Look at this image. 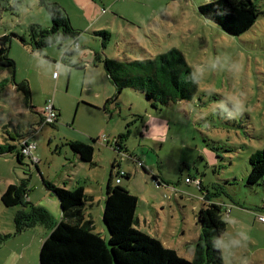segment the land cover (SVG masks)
Masks as SVG:
<instances>
[{
    "label": "rangeland",
    "instance_id": "rangeland-1",
    "mask_svg": "<svg viewBox=\"0 0 264 264\" xmlns=\"http://www.w3.org/2000/svg\"><path fill=\"white\" fill-rule=\"evenodd\" d=\"M50 1L64 8L79 32V46H72L68 55L71 64L61 56L72 38L41 49L31 47L30 25H51L40 0H15L16 7L0 0V36H10L7 55L14 62L0 65V144L16 145L13 151L0 153V195L9 184L26 178L31 202L50 198L60 211L58 199L42 185L41 176L66 183V188L81 184L92 196L85 211L94 230L103 232L105 187L115 161L113 176L116 170L129 174L116 184L138 200L135 228L191 259L193 248L188 243L207 194L229 206L223 219L235 218L233 224L226 223L222 235L240 228L248 233L247 247L236 250L232 264L242 260L264 264V222L258 217L264 214V182L245 184L249 155L264 147V0H254L258 16L239 35L227 34L199 12L198 6L210 0ZM97 31H106L107 38ZM170 50L182 53L194 74L196 91L191 99L156 109L143 93L129 87L114 98L116 88L103 63L96 61L97 55L124 62ZM234 60L243 64L242 72L234 73ZM79 63L82 67L75 66ZM22 83L28 86V96ZM234 92L245 94L243 113L229 99ZM106 95L112 98L103 104ZM50 104L59 112L54 126L40 123L49 115ZM31 124L36 128L28 138L33 147L18 161L19 146L10 137L14 131L26 133ZM118 135L122 151L113 148ZM67 140L92 142L93 164L81 161ZM17 209L0 202V233L13 231ZM16 238H6L0 252L13 248ZM40 245L31 264H38ZM222 256L227 264L228 257Z\"/></svg>",
    "mask_w": 264,
    "mask_h": 264
},
{
    "label": "trees",
    "instance_id": "trees-1",
    "mask_svg": "<svg viewBox=\"0 0 264 264\" xmlns=\"http://www.w3.org/2000/svg\"><path fill=\"white\" fill-rule=\"evenodd\" d=\"M40 2L51 19V25L47 28L30 25L32 49H41L57 40H76L79 32L70 25L64 8L50 0ZM198 9L206 19L216 23L229 35H239L248 30L259 13L254 0H210L199 5ZM96 33L104 38L108 35L106 31ZM9 37L7 34L0 36V65H14L7 55ZM20 40L25 43L23 38ZM70 53L72 48L65 46L61 59L67 64H71L68 57ZM96 61L103 63L108 78L116 88L114 98L122 88L129 87L143 93L145 99L156 109L176 100L191 99L196 91L194 74L178 50L124 62L101 59L97 55ZM75 66L82 67L80 63ZM20 87L28 96V86L22 83ZM56 112V119L47 124L54 126L59 116V112ZM42 119L40 123L43 122ZM35 130L31 124L26 133L14 131V136L10 137L19 146L16 152L18 161L25 156L20 151L21 140L31 136ZM117 138L121 140L122 136L118 135ZM67 144L81 161L93 164L92 142L67 140ZM15 148L16 145L4 142L0 144V153L11 152ZM114 162L105 187L103 232L94 230V221L85 211L86 205L92 202V196L85 191L83 185L66 188L65 185H56L41 176L42 184L56 196L60 205L61 219L54 222L45 209L27 200V179L22 178L18 184H9L0 195L3 206H18L13 214V231L0 233V245L6 238L40 223L49 232L40 245L38 264H224L222 253L213 246L215 238L226 230L223 213H227V210L223 208V204L212 200L204 202L199 208L195 215L199 234L188 243L193 248V255L191 259H187L174 248L164 246L156 237L134 227L137 222L135 210L138 200L126 187L116 184L118 171L112 175ZM248 163L245 184L264 182V147L252 152ZM34 164L37 167V161ZM124 175L129 178L128 173ZM203 197L208 198L207 194Z\"/></svg>",
    "mask_w": 264,
    "mask_h": 264
},
{
    "label": "crops",
    "instance_id": "crops-1",
    "mask_svg": "<svg viewBox=\"0 0 264 264\" xmlns=\"http://www.w3.org/2000/svg\"><path fill=\"white\" fill-rule=\"evenodd\" d=\"M109 98H112V97H109L108 95H106L103 98V100H107ZM105 102L106 101H103V104H105ZM32 125L34 126V124H32ZM29 128H30V126H29ZM33 135H34V133L31 135V137H33ZM12 136H14V135H12ZM71 141H79V140H71ZM105 141H107V139H105ZM115 142H117V143L115 144ZM113 146H114L113 148L115 150H117L118 148L121 149V147H122L121 140L115 137V139L113 141ZM36 169L39 172V166L38 165H37ZM44 179H46L47 181H50V182H52V183H54L56 185H59V184H57L55 182L54 179H51L49 177H46V178L44 177ZM190 181H191V179H190ZM197 182H199V184L198 183L197 184L201 188L203 186L202 185V181L198 180ZM77 183H79V181H77ZM65 186H66V183H65ZM84 189L86 191L85 187H84ZM26 198L30 202L33 201V199H31V198H29L27 196H26ZM203 200H204V202H211L212 201L209 196H208L207 199L203 198ZM41 202H42V200L39 201L38 204H35L33 202L32 203L37 205V206H39V207H41V208H43V209H45L49 213V215L51 216L52 220L54 222H58L61 219V215H60V211L58 210L56 202L51 200L50 198H47L44 203H41ZM214 202H218V203L223 204V208H229V206L226 205L223 202V199H220V200H217V201H214ZM182 231L184 232V230H182ZM48 232H49V229L46 226H44L43 224H40V223H36L32 227H29V228L25 229L24 231L14 235V237H17L16 240L14 241V247L12 248L10 246H7V247L2 248V250L0 252V264H31L30 260H31V257L33 255L34 249L38 248V246L42 243L44 237L47 235ZM194 234L195 235H194L192 240H194L198 236V234H199L198 228H196ZM17 255L19 257L17 259H15V260H12ZM22 256H23L24 260H22Z\"/></svg>",
    "mask_w": 264,
    "mask_h": 264
},
{
    "label": "clouds",
    "instance_id": "clouds-1",
    "mask_svg": "<svg viewBox=\"0 0 264 264\" xmlns=\"http://www.w3.org/2000/svg\"><path fill=\"white\" fill-rule=\"evenodd\" d=\"M9 3L13 7H16L15 0H9ZM233 68L234 73L242 72L243 64L239 61L234 60ZM229 99L239 113H243L245 111V94L243 92H234L229 96ZM226 210L229 211V208H226ZM224 219L225 223L229 224H233V222L235 221L234 217H229L227 215ZM248 240L249 236L247 231L243 228H240L235 232H229L227 234L216 237L213 246L223 255H226L228 257L227 264H232V257L235 255L236 250L246 248ZM240 264H248V262L247 260H242Z\"/></svg>",
    "mask_w": 264,
    "mask_h": 264
},
{
    "label": "built area",
    "instance_id": "built-area-1",
    "mask_svg": "<svg viewBox=\"0 0 264 264\" xmlns=\"http://www.w3.org/2000/svg\"><path fill=\"white\" fill-rule=\"evenodd\" d=\"M78 48L79 44L77 42V39L76 40H73L72 41V44L69 45L70 48ZM55 75V72L53 73V76ZM47 110H48V114L47 117L43 116V122L42 123H48V122H53L55 119H56V110L54 109L53 107V104H50L47 106ZM31 137V136H26L23 140H21V143H20V151L22 154L24 155H29L30 154V149L31 147H33V145L31 143H29L28 141V138ZM105 140V139H104ZM37 161V159L35 158L34 159V162ZM118 171V170H117ZM124 175V173L122 171H118L117 172V177L115 178V182L116 183H119L120 182V177ZM199 184V182H197ZM228 211V210H227ZM260 221L264 222V215H258Z\"/></svg>",
    "mask_w": 264,
    "mask_h": 264
}]
</instances>
